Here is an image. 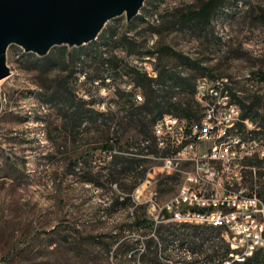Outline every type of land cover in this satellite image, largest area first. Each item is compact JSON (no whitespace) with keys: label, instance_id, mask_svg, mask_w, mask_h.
Wrapping results in <instances>:
<instances>
[{"label":"rangeland","instance_id":"rangeland-1","mask_svg":"<svg viewBox=\"0 0 264 264\" xmlns=\"http://www.w3.org/2000/svg\"><path fill=\"white\" fill-rule=\"evenodd\" d=\"M202 1L144 0L132 23L126 21L125 15L110 19L102 28L104 32H113L117 38L123 33L134 35L142 43L139 53L126 58L116 43L112 44L111 52L114 50L118 58L130 62L147 48H164L159 53L156 66L177 73L190 84L195 85L201 77H222L242 94L259 89L262 92L264 83H260L254 74L257 70H264V0H226L215 10L208 24L182 22L178 18L179 14L198 8ZM99 41L100 37L84 44L83 48L93 45L97 48ZM80 47L82 45H57L43 56L24 52L17 45H9L6 49V64L11 75L0 81L6 98L0 107V264H142L138 261L139 252L158 225L168 230L167 233L163 230L160 242L168 249L167 258H170H161L160 264H171L169 260L180 264H221L226 245L231 249L227 257L235 256L234 264L245 262L248 259L243 258L245 249L237 244H228V239L222 236L223 228L206 222L167 217L171 211H164V208L178 193L183 177L178 171L160 169L161 161L155 157L162 154H150L153 157L144 165L147 168L145 177L131 191L128 188L132 180H119L112 184L105 181L100 167L105 156L101 146L107 126L116 128L118 125L124 137L131 134L133 142L140 140L133 135L132 129L126 131V121H116V126L114 123L97 127L87 124L88 129L83 130L82 138L73 141L68 129L62 126L61 114L46 98L49 89L57 85L56 80L74 70L73 76H79V79H70L69 86L78 97L87 99L86 88L90 87L83 81L81 73L86 70L93 75V69L100 65V55L95 57L93 64H83L80 62L84 59L83 51L80 59L72 64L67 54L72 48ZM173 51L188 56L198 65L193 67L180 63ZM44 56L52 59L48 67L36 60ZM139 63L150 65L149 56L143 54ZM104 81L97 92V98L104 102V107H114L116 97L112 87L116 86L146 98L144 86L132 75L125 74L115 80L107 76ZM183 96L180 101L185 104L190 100L192 108H195L196 101L188 89ZM228 100L240 111L237 104ZM198 104L199 107L194 109L196 117L202 112V106ZM260 104L259 110L264 112V98ZM96 108L103 109L99 105ZM240 121L239 117H231L229 125L222 128L221 139L237 136L236 127ZM245 126L246 129L253 128L249 122ZM192 143L190 136L182 138V144ZM138 144L141 145L140 141L133 144V149ZM219 147L220 140H213L212 149ZM203 148L200 147L196 156ZM247 152L262 155L264 142L245 143L242 153ZM75 161L77 167L72 166ZM205 161L213 166L219 165L217 160H199ZM263 165L260 177L250 174L247 169L245 182L241 183L247 194L257 193L264 200ZM179 168L191 170L192 163L183 160ZM96 170L100 174L97 179L99 185L84 181L90 171ZM235 173L234 166H231L223 178L238 183ZM195 189L205 195L212 192L211 187ZM108 198H132L134 204L126 210L112 208ZM141 213L152 221V227L136 229L124 226L120 239L127 238L129 243L139 240V244L127 252L118 250L115 232H120L119 224L127 215L132 219ZM181 222L189 223L185 226ZM174 229L183 232L182 236L175 237L169 233ZM216 247L221 248L216 250ZM258 253V261L254 264H264V241ZM245 256H248V251Z\"/></svg>","mask_w":264,"mask_h":264},{"label":"trees","instance_id":"trees-1","mask_svg":"<svg viewBox=\"0 0 264 264\" xmlns=\"http://www.w3.org/2000/svg\"><path fill=\"white\" fill-rule=\"evenodd\" d=\"M225 1L226 0H204L198 8L181 13L178 15V18L182 22L208 24L212 14L224 4ZM133 18L128 22L132 23ZM99 37L100 41L98 42L97 48L93 45V47L91 46L90 48L87 47L84 49L82 45V47H80L81 50L80 48H72L67 54V56H69V61L72 64L80 59L83 51V53H85L84 59L80 61L83 64L85 62H88L87 64H93L95 62V57L100 55V65L93 69L95 71L93 75L86 70H83L81 73V75H83V81L89 83L90 88H86V96L88 98L85 99L83 97H78L76 91L69 86L70 79H73L74 81L79 79V76L77 78L73 76L75 72L74 70H71L69 74L56 80L57 85L49 89L50 92L47 94L46 100L50 104H53L61 114L62 126L68 129L73 141H78L82 138L83 130L88 129L87 124L97 127L100 124L114 123L116 126V121L121 123L124 120L128 125L126 131L128 132L132 129L133 135L140 137V144L141 142L147 141L144 145L138 144L134 147L138 153L146 150V153L151 155H157L159 153L162 155L166 154L168 152L167 150H159L156 147L154 136L152 134V126L155 120H158V117L164 118L166 115L174 114L178 117L185 118L188 121L198 118V116L196 117L194 110L199 107L196 100L195 108H192L193 104L190 100H187L185 104L180 101V99L184 97L183 93L186 89H188L194 97L195 85L190 84L184 77L178 76L177 73L168 71L164 67L160 69L158 66H156L157 77L153 80L147 77L140 68L132 65L131 62H125L123 58H118L114 53V50L111 52V48H113L112 44L116 43V47L123 51L125 58L131 56L133 53H139L142 43L139 42L134 35L123 33L117 38L115 33L104 32L101 30L96 39ZM61 49L63 51L65 50L64 47ZM163 50L164 48H147L144 51H140L141 55L135 56L141 57L143 54H154L157 62L159 60V53ZM169 50L172 51L171 49ZM173 52L180 63L193 67L198 65L195 60L190 59L188 56L175 51ZM104 53L109 54L104 55ZM62 56L65 59V55ZM36 60L42 61L44 67H48V65H51L52 63V59L46 56L36 58ZM157 64L159 65V63ZM125 74L134 76L137 82L144 86L146 98H143V102L140 104L135 103L133 92L125 90V88H121L120 86H116L113 87V92L116 97L114 107L111 108L107 105L104 110L96 108L95 104L98 101V88L99 85H104V78L109 76L112 80H115L116 78L125 76ZM254 75L260 83H264V70H257ZM96 81H98L97 84H95ZM175 87H178V90H176ZM93 90H95V93H92ZM174 95L176 96V99L172 100ZM227 95V98L237 104L240 109L239 118L241 121L237 123L236 128L240 132L241 138L245 142H264V112L259 110L261 100L264 98V89L262 92H260L259 89L257 91L242 94L232 87H229V93H227ZM243 121L249 122L253 128L246 129ZM117 126L116 128L114 126H107L106 128V138L101 146V151L105 153V156L103 165L100 169L104 171L102 177L109 184L116 183L119 180L122 182L132 180L130 187L128 188V191H131L145 177L147 168L144 167V165L151 158L137 157L133 155V144L138 143L139 141L133 142L131 134L124 137V132L120 133ZM261 164H264V152L262 155L257 152L245 155L242 160L243 178L247 169L250 174L253 173L260 177ZM72 166L77 167V162L75 161ZM99 175L98 170L95 172L90 171L89 176L85 177L84 181L99 185L97 182ZM249 184L252 186L251 180ZM108 200L109 206L112 208L119 207L126 210L134 204L132 198H108ZM167 217L170 216L168 215ZM181 223V225L186 226L189 222ZM202 225L204 226V224ZM119 226L120 232H115L117 249H122L127 252L131 247L138 245L139 240H136L134 243H129L127 238L121 240L120 236H122L124 226L128 228L136 227V229H146L150 226L152 227V221L142 213L132 216V219L127 215L124 222L120 223ZM205 226L210 229H215L212 226ZM164 228L163 225L156 226L152 236L146 240L138 257V261L140 260L142 264H160L161 258L170 259L167 258L169 257L167 254L168 249L165 245L162 246V243L160 242V240H163L162 235L164 231L167 230ZM194 228H197V226H194ZM169 233L173 236L175 235V237H180L183 232L179 233L178 229H174V232ZM225 237L228 239L227 236ZM106 245L110 246L109 244ZM219 248L221 247H216L215 249L218 250ZM258 250L259 249H253L252 256H245L248 251V249H245L243 252V258L244 260L246 258L248 259L242 264L256 263V261H258ZM229 253H231V249L226 245L223 249V257H227ZM169 261H171V264H180V262L176 260ZM188 264H194V262H188Z\"/></svg>","mask_w":264,"mask_h":264},{"label":"built area","instance_id":"built-area-1","mask_svg":"<svg viewBox=\"0 0 264 264\" xmlns=\"http://www.w3.org/2000/svg\"><path fill=\"white\" fill-rule=\"evenodd\" d=\"M150 43L153 44V41ZM120 52L124 54L123 51ZM146 56L150 58V65L140 64L139 57L130 62L154 80L157 77L155 55ZM231 86L227 78H198L194 87V99L202 106L198 118L188 121L174 114L172 120H161V117H158L152 126V134L156 147L168 151L155 157L161 161L160 169L178 171L183 177L178 193L164 208V211H171L169 218L206 222L223 228L222 236L228 237V244H237L242 249H248V256H252V250L260 249L264 241V200L257 196V193L247 194L246 189L242 187V160L252 152L242 153L247 142L241 138L240 132L237 131V136L220 139V130L228 123V119L240 117V111L233 110L232 104L227 102V93ZM100 100L98 99L95 106L99 105L103 108L101 110H104L106 106L104 107V102H99ZM5 101V95L0 93V106ZM134 101L141 103L139 93H134ZM182 136H193V143L181 144ZM212 140H220L219 149H211ZM145 143L147 141L141 142V145ZM201 146L204 148L201 149L200 155L196 156ZM133 152L137 157H153L147 154L146 150L138 153L133 149ZM206 159L211 162L217 160L219 165L213 166L207 161L199 162ZM183 160L192 163L191 170L179 168ZM231 166L236 170L238 183L223 178V174ZM200 186L211 187L212 192L201 194L200 190L195 189ZM234 257L233 254L232 257H223L221 264H234Z\"/></svg>","mask_w":264,"mask_h":264},{"label":"water","instance_id":"water-1","mask_svg":"<svg viewBox=\"0 0 264 264\" xmlns=\"http://www.w3.org/2000/svg\"><path fill=\"white\" fill-rule=\"evenodd\" d=\"M144 0H0V79L9 75L6 49L45 55L53 46H80L96 39L105 23L130 21Z\"/></svg>","mask_w":264,"mask_h":264},{"label":"bare ground","instance_id":"bare-ground-1","mask_svg":"<svg viewBox=\"0 0 264 264\" xmlns=\"http://www.w3.org/2000/svg\"><path fill=\"white\" fill-rule=\"evenodd\" d=\"M9 74H10V71H9ZM11 75V74H10ZM6 77H8V75L6 76ZM6 77H4V78H2V79H0V81L1 80H3V79H5ZM3 87V86H2ZM0 93L1 94H3V95H5V92L3 91V89L1 88V85H0ZM143 102V97L141 96V103ZM227 102H229V100H228V98H227ZM230 103V102H229ZM233 106V105H232ZM1 107V106H0ZM239 109V108H238ZM233 110H235V111H239V110H237V106L235 105V106H233ZM161 120H172V115H166L164 118H162L161 117ZM229 120H230V118L228 119V123L226 124V125H229ZM225 125V126H226ZM221 131H222V129L220 130V139H221ZM225 133H226V131H225ZM184 136H182L181 137V144H182V138H183ZM190 138H193V136H190ZM184 140V139H183ZM187 140V139H186ZM186 142V141H185ZM212 142H213V140H212ZM212 142H211V149H212ZM219 142V141H218ZM217 142V143H218ZM215 149V148H214ZM218 149V148H217ZM218 228V227H217ZM263 243V242H262ZM262 245V244H261ZM261 248V247H260Z\"/></svg>","mask_w":264,"mask_h":264}]
</instances>
